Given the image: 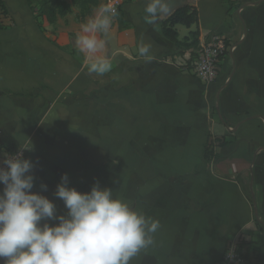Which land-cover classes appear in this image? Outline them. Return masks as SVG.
I'll list each match as a JSON object with an SVG mask.
<instances>
[{
    "label": "crops",
    "instance_id": "1",
    "mask_svg": "<svg viewBox=\"0 0 264 264\" xmlns=\"http://www.w3.org/2000/svg\"><path fill=\"white\" fill-rule=\"evenodd\" d=\"M147 2L123 4L120 16L132 27L118 30L115 24L110 30L105 52L121 67L95 75L93 124L69 120L71 112L87 117L92 108L86 106L63 108L61 116L47 109L39 117L40 107L34 109L31 99V105L25 103L16 93L25 85L19 75L37 81L39 65L0 69L1 95L11 91L14 97L8 98L12 105L7 100L0 105V157L30 147V140L32 151L24 156L36 164L33 191L47 184L42 194L58 213L65 209L53 193L67 173L69 186L78 191L98 181L159 219L155 247L133 264H214L231 245L244 255V264H264V0H199L193 4L197 23L174 25L180 40L194 30L198 41L217 32L234 47L218 79L208 85L192 76L191 50L179 49L161 33L176 4L148 24ZM141 40L152 45L151 62L138 55ZM64 54L85 66L75 47ZM56 66L68 89L84 84L79 75L72 81L68 62ZM24 114L34 121H22ZM88 126L94 134L85 132ZM206 144L213 149L209 160L203 154Z\"/></svg>",
    "mask_w": 264,
    "mask_h": 264
},
{
    "label": "clouds",
    "instance_id": "2",
    "mask_svg": "<svg viewBox=\"0 0 264 264\" xmlns=\"http://www.w3.org/2000/svg\"><path fill=\"white\" fill-rule=\"evenodd\" d=\"M143 11L145 22L155 24L171 13L172 3L148 0ZM118 16L116 3H101L81 24L74 47L89 74L102 77L113 71L105 37ZM137 51L144 62L153 59L151 43L141 40ZM28 144L0 157V264H133L155 247L159 219L98 181L81 192L69 186L67 173L61 174L53 195L65 211L58 213L42 194L47 184L33 191L36 164L24 156L32 151Z\"/></svg>",
    "mask_w": 264,
    "mask_h": 264
},
{
    "label": "rangeland",
    "instance_id": "3",
    "mask_svg": "<svg viewBox=\"0 0 264 264\" xmlns=\"http://www.w3.org/2000/svg\"><path fill=\"white\" fill-rule=\"evenodd\" d=\"M40 1L42 0H4L7 13L0 14V27H2L0 28V46H7L9 49L8 51H0V69L7 73L14 70V68L20 67L25 70L28 65H34V67L39 65L37 67L41 71L43 69V71L42 73L40 72L37 81L32 80L34 79L33 76H30L29 79L25 75H19V78L23 80L25 85L16 93L20 97L25 98L23 100L26 104L31 105L29 100H33L32 107L34 109L40 107L39 117L47 109L58 112L57 115L61 116L59 111H62L63 108L65 110L72 108L77 111L82 110L79 109L82 106L88 107L89 110L92 108V111L86 115L87 117L82 114L79 115L81 118H75L74 112H71L72 115L69 116L71 122L78 123L80 119L89 125L94 119L95 75L89 74L86 66L78 65L76 58L72 56L71 58H66L64 52L74 51V40L80 32L81 24L85 23L88 17L94 14L95 9L101 3H105L108 0H99L97 6L93 7L85 16L81 14L78 5L79 0H67L71 6L70 11L63 17L57 16L52 23L46 20L44 11L40 8ZM119 1L118 12L120 16L122 5L136 0ZM110 37L111 34L109 32L105 37L107 43H111ZM15 43L22 44L23 48L15 50L13 47ZM5 53L16 56L15 60H10L9 56ZM106 54L109 56L108 52ZM63 62H68L72 66V81L74 80L73 78L77 81V76H81L78 82L84 84H80V88H75V86L71 85V88L68 89V82H65L63 79L62 72H58L60 66H56V64H63ZM120 67L115 65L113 69H120ZM27 83L30 84L26 87ZM105 86L109 87V82ZM4 93L8 97L2 96L0 90V105L4 103L3 100L5 102L7 100L8 105H12L8 102V98H14L8 95L12 92L7 91ZM105 102H107L106 99L104 100ZM72 109L71 111H73ZM33 119L35 118L26 114L22 116V121L25 123H30L34 121ZM73 132L77 133L79 130ZM85 132L87 134H94V129L88 126Z\"/></svg>",
    "mask_w": 264,
    "mask_h": 264
},
{
    "label": "trees",
    "instance_id": "4",
    "mask_svg": "<svg viewBox=\"0 0 264 264\" xmlns=\"http://www.w3.org/2000/svg\"><path fill=\"white\" fill-rule=\"evenodd\" d=\"M99 0H79L78 5L82 15H87L93 7H96ZM40 8L43 9L46 20L49 23L55 21L57 16H65L70 11V3L67 0H42L40 1ZM7 13L4 0H0V14ZM198 20L197 8L191 4H187L183 7L177 8L167 19L161 23L162 35L172 42L179 49L191 50V56L193 55V49L198 42L199 33L197 30L190 31L188 36L182 40L178 38V33L174 28L177 23L183 24L189 27L192 24H196ZM118 30L129 29L132 24L129 21L124 20L121 16L116 21ZM2 28V27H0ZM224 140H220L219 144L223 145ZM204 158L209 160L213 156V149L210 144L204 146Z\"/></svg>",
    "mask_w": 264,
    "mask_h": 264
},
{
    "label": "built area",
    "instance_id": "5",
    "mask_svg": "<svg viewBox=\"0 0 264 264\" xmlns=\"http://www.w3.org/2000/svg\"><path fill=\"white\" fill-rule=\"evenodd\" d=\"M198 1L186 0L192 5ZM112 2L116 3L118 8L119 0H108L105 3ZM233 48L228 38L221 33L212 32L202 37L193 49V55L191 56L190 53L187 57L191 63L192 76L201 85L214 83L220 76L224 59L233 51ZM230 249L231 257L228 255ZM214 264H244V255L231 245L225 250L221 259Z\"/></svg>",
    "mask_w": 264,
    "mask_h": 264
},
{
    "label": "water",
    "instance_id": "6",
    "mask_svg": "<svg viewBox=\"0 0 264 264\" xmlns=\"http://www.w3.org/2000/svg\"><path fill=\"white\" fill-rule=\"evenodd\" d=\"M171 3H175V8H179V7H183L185 5H187L186 0H171Z\"/></svg>",
    "mask_w": 264,
    "mask_h": 264
}]
</instances>
